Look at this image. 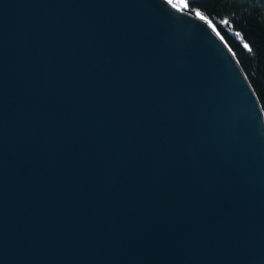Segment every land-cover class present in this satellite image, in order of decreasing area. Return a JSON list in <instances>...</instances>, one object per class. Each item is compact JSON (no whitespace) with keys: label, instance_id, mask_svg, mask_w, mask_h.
I'll list each match as a JSON object with an SVG mask.
<instances>
[{"label":"water","instance_id":"obj_1","mask_svg":"<svg viewBox=\"0 0 264 264\" xmlns=\"http://www.w3.org/2000/svg\"><path fill=\"white\" fill-rule=\"evenodd\" d=\"M187 1L0 0V264H264L263 113Z\"/></svg>","mask_w":264,"mask_h":264},{"label":"trees","instance_id":"obj_2","mask_svg":"<svg viewBox=\"0 0 264 264\" xmlns=\"http://www.w3.org/2000/svg\"><path fill=\"white\" fill-rule=\"evenodd\" d=\"M187 3L210 22L231 50L264 117V0H188Z\"/></svg>","mask_w":264,"mask_h":264},{"label":"bare ground","instance_id":"obj_3","mask_svg":"<svg viewBox=\"0 0 264 264\" xmlns=\"http://www.w3.org/2000/svg\"><path fill=\"white\" fill-rule=\"evenodd\" d=\"M167 1H169L171 4H174V5H177V6H180V7L185 8V2H186V0H167Z\"/></svg>","mask_w":264,"mask_h":264},{"label":"snow or ice","instance_id":"obj_4","mask_svg":"<svg viewBox=\"0 0 264 264\" xmlns=\"http://www.w3.org/2000/svg\"><path fill=\"white\" fill-rule=\"evenodd\" d=\"M197 15L199 16V15H200V13H197ZM203 18H204V17H202V16H201V19H203ZM245 47H247V45H245Z\"/></svg>","mask_w":264,"mask_h":264},{"label":"rangeland","instance_id":"obj_5","mask_svg":"<svg viewBox=\"0 0 264 264\" xmlns=\"http://www.w3.org/2000/svg\"><path fill=\"white\" fill-rule=\"evenodd\" d=\"M202 16V15H201ZM215 29V28H214ZM216 30V29H215Z\"/></svg>","mask_w":264,"mask_h":264}]
</instances>
